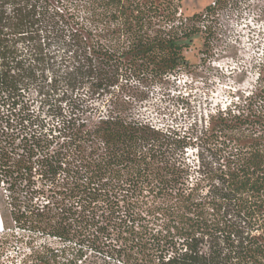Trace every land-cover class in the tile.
<instances>
[{"label": "trees", "instance_id": "16d2710c", "mask_svg": "<svg viewBox=\"0 0 264 264\" xmlns=\"http://www.w3.org/2000/svg\"><path fill=\"white\" fill-rule=\"evenodd\" d=\"M213 2L183 16L170 0H0V217L59 243L23 264H83L113 234L128 264H264V133L244 127L250 103L201 131L223 140L215 167L190 163L186 133L140 110L188 67L201 27L208 44Z\"/></svg>", "mask_w": 264, "mask_h": 264}, {"label": "rangeland", "instance_id": "374dc122", "mask_svg": "<svg viewBox=\"0 0 264 264\" xmlns=\"http://www.w3.org/2000/svg\"><path fill=\"white\" fill-rule=\"evenodd\" d=\"M170 1L178 14L191 16L215 0ZM205 25L211 26L208 44H204L201 27L183 53L188 67L170 77L166 84L150 88L140 110L155 123L186 133L191 144L186 151L190 163L199 166L202 159L205 167H215L225 154L219 151L223 149V140L201 134L210 126V115L250 103L246 111L248 124L244 127L260 135L264 133V112H254L261 102L253 103L250 99L258 88L259 74L264 75V0H220ZM39 104L34 106L36 111ZM45 110L42 107L43 112L39 113L42 117L46 116ZM45 243L53 248L59 246L57 240L34 237L27 229L10 231L0 217V264H23L32 251H40ZM98 244L102 249L99 252L83 248V264H128L121 237L113 234L95 245Z\"/></svg>", "mask_w": 264, "mask_h": 264}, {"label": "built area", "instance_id": "2783aa9c", "mask_svg": "<svg viewBox=\"0 0 264 264\" xmlns=\"http://www.w3.org/2000/svg\"><path fill=\"white\" fill-rule=\"evenodd\" d=\"M212 5H214V2L213 3H211Z\"/></svg>", "mask_w": 264, "mask_h": 264}]
</instances>
